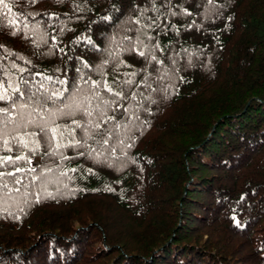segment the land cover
<instances>
[{
    "label": "trees",
    "instance_id": "trees-1",
    "mask_svg": "<svg viewBox=\"0 0 264 264\" xmlns=\"http://www.w3.org/2000/svg\"><path fill=\"white\" fill-rule=\"evenodd\" d=\"M3 3L11 12L0 4V91L11 99L0 109L13 122L0 158L31 165L0 172L34 167L48 182L30 173L17 174L21 184L0 181L19 189L0 192V264H264V0ZM85 81L125 94L99 89L118 100L103 137L53 156L55 141L17 128L50 123L77 89L80 99L91 94ZM53 91L64 96L28 99ZM74 119L88 118H56L60 143L71 140ZM28 131H37L25 137L29 148L39 141L34 152L12 139ZM74 135L85 141L82 128Z\"/></svg>",
    "mask_w": 264,
    "mask_h": 264
},
{
    "label": "snow or ice",
    "instance_id": "snow-or-ice-1",
    "mask_svg": "<svg viewBox=\"0 0 264 264\" xmlns=\"http://www.w3.org/2000/svg\"><path fill=\"white\" fill-rule=\"evenodd\" d=\"M0 4H3V7L8 9L9 12H11V8L8 4H4L3 0H0ZM10 23H12L10 21ZM15 34V33H13ZM137 42L140 43L139 38H137ZM141 56H145L146 53L144 51H140L138 53ZM119 55V53H117ZM156 57L152 56V60H155ZM15 67V65H13ZM21 72L24 71L23 68L20 69ZM132 76L135 75V73L130 74ZM48 79H51L50 77ZM26 83V81H25ZM58 83L63 84L64 81H58ZM86 84L90 83L92 85V91L91 94L88 96H85L83 99L79 98V89L72 95L66 97L65 101H61L63 103V107L56 109L55 111L50 112L51 116V122L43 121L38 122L33 119H27L26 123H17V128L20 127H28L29 125L33 126L38 130V133L47 137L48 141H55L54 147H52V151L49 153V155H58L60 154V150L67 147H73V148H79L82 147L84 143H86L87 139L93 138V136L99 135L101 137L104 136L105 130L102 129V125L106 124L108 122L114 121L115 117L108 115V110L111 108L113 104H118V100H109L105 99L104 96L101 94L99 89L103 87L107 92L111 93L116 98H123L124 93L123 92H117L114 91L111 86L107 84V82H100V81H85ZM127 84H131V80L125 81ZM9 87H12L9 85ZM0 88H4L3 82H0ZM12 92L14 93H20L21 95H26V93L21 92V90L18 87H12ZM135 93H133V98L135 97ZM64 96L63 91H53L51 95L47 96H40L36 97L35 93H33L31 96L28 97V99L33 100V102L36 105H47L49 102L55 103L57 99ZM11 95L9 94L8 90L5 88L4 91H0V100H10ZM93 101H95V104H93ZM29 105L24 104L20 105L19 107L21 109L28 107ZM119 106V105H118ZM17 105L15 101H12L11 108H16ZM35 111V109H33ZM124 111H128V109H124ZM77 113L82 114L83 116L87 117L88 119L81 123V121L73 120V132H72V138L69 141V143L64 144L60 143L59 141L63 138L64 130L61 128L60 125L56 124V118L61 116H74ZM12 113L9 108H3L0 109V124H3V127H0V140L3 141V145L5 148L8 147L9 140L5 139L6 136V123H12L11 119ZM17 119L19 121H23L24 117L22 114H18ZM121 125L116 124L112 129L107 130L109 132V135H114L115 130L117 128H120ZM76 128H82L84 131L85 141L77 140L75 139V129ZM37 135V131H28L20 135L19 137H13L17 144L23 145L25 148H29V141L25 139V137H33L35 138ZM97 143H102L107 145L109 143L108 138H104L102 141H97ZM32 144H34V147L29 148L30 151L34 152L39 147V141L33 139ZM51 146V145H50ZM81 155H84L85 153H80ZM89 155L93 153H88ZM99 155V153H96ZM61 159H68L67 157L61 156ZM27 160V157L18 155L14 159L13 157H2L0 158V164H15L16 161H25ZM28 164L31 165V161L27 160ZM46 172H51L52 169L48 168L45 170ZM74 171V170H73ZM91 171V170H89ZM18 173H30V179L33 182H40V184L43 186L45 183H47V177L44 175V173H41L40 175L36 174V169L34 167L29 168H22L17 167L15 168L14 172H0V181H2L3 177L5 176H11L14 179L15 184H21L23 182V177L18 176ZM61 175H66V173H61ZM19 191V189H8L7 183H0V192L3 191ZM48 195H51V193H48Z\"/></svg>",
    "mask_w": 264,
    "mask_h": 264
}]
</instances>
